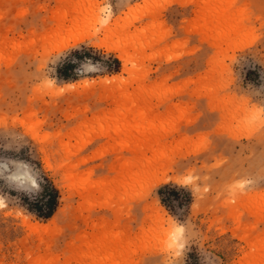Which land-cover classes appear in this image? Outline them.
Segmentation results:
<instances>
[{
    "label": "rangeland",
    "instance_id": "rangeland-1",
    "mask_svg": "<svg viewBox=\"0 0 264 264\" xmlns=\"http://www.w3.org/2000/svg\"><path fill=\"white\" fill-rule=\"evenodd\" d=\"M0 264H264V0H0Z\"/></svg>",
    "mask_w": 264,
    "mask_h": 264
},
{
    "label": "trees",
    "instance_id": "trees-1",
    "mask_svg": "<svg viewBox=\"0 0 264 264\" xmlns=\"http://www.w3.org/2000/svg\"><path fill=\"white\" fill-rule=\"evenodd\" d=\"M91 50L92 47H86L85 45H82L81 48H72L69 54L70 58L58 68L59 76L64 80L72 79L80 61L94 59ZM120 66V61L113 57V66L110 71L117 73L120 71ZM37 185L40 187L41 193L34 195L33 199L30 198L29 193H22V205L37 217L48 220L54 216L60 205V193L48 177H44V182L37 181ZM157 194L161 204L167 208H173L174 202H179L180 206L193 202V195L189 189L173 183H167L159 187Z\"/></svg>",
    "mask_w": 264,
    "mask_h": 264
},
{
    "label": "bare ground",
    "instance_id": "bare-ground-1",
    "mask_svg": "<svg viewBox=\"0 0 264 264\" xmlns=\"http://www.w3.org/2000/svg\"><path fill=\"white\" fill-rule=\"evenodd\" d=\"M83 40H84V37H82V36H74V37L69 38L68 40H64L63 43L60 45L59 48H66V47H68L69 45H76V44L82 42ZM99 45H100V46L107 47L108 49L112 48L111 46L108 45L107 42H104V41H102ZM119 58H120L121 60H124V61H125V63H124V69H125L126 66H127V61H126V59H125V55H124V54H121V55L119 56ZM165 181H166V180H165L164 178H162V179H158V180L156 181V183L159 184V183H163V182H165ZM67 184H68V183H67ZM54 219H55V220H54L53 223L56 222V218H54ZM57 224H58V223H57ZM54 227H55V226H54ZM178 227H180V226H178ZM35 228H36L37 230H39V231H50V230H51V228H50L49 226H45V225H41V224H37V225H35ZM53 229H54V228H53ZM180 229H181V228H180Z\"/></svg>",
    "mask_w": 264,
    "mask_h": 264
},
{
    "label": "crops",
    "instance_id": "crops-1",
    "mask_svg": "<svg viewBox=\"0 0 264 264\" xmlns=\"http://www.w3.org/2000/svg\"><path fill=\"white\" fill-rule=\"evenodd\" d=\"M165 110H166V108H165Z\"/></svg>",
    "mask_w": 264,
    "mask_h": 264
}]
</instances>
